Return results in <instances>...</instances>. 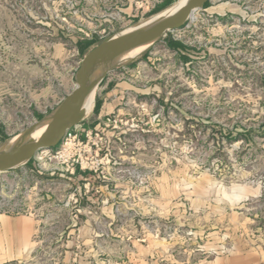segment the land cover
I'll return each mask as SVG.
<instances>
[{"label": "rangeland", "instance_id": "1", "mask_svg": "<svg viewBox=\"0 0 264 264\" xmlns=\"http://www.w3.org/2000/svg\"><path fill=\"white\" fill-rule=\"evenodd\" d=\"M164 1L0 0V144L77 88L84 54L176 0L155 11ZM83 40L92 44L80 52ZM118 95L129 122L103 129L96 172L73 178L74 151L56 153L62 138L50 157L42 149L0 173V214L36 223L26 249L8 246L0 264H254L264 252V0H207L107 72L98 111L79 124L99 126ZM216 180L251 194L229 207L207 188Z\"/></svg>", "mask_w": 264, "mask_h": 264}, {"label": "water", "instance_id": "2", "mask_svg": "<svg viewBox=\"0 0 264 264\" xmlns=\"http://www.w3.org/2000/svg\"><path fill=\"white\" fill-rule=\"evenodd\" d=\"M206 1L186 0L181 6L171 10L145 29L128 36L109 37L84 54L82 64L75 73L78 85L69 95L72 97V101L67 111L39 135L18 141L16 144L2 149L0 151V173L9 172L25 165L39 150L54 148L61 142L68 128L85 120L90 112H87L86 104L92 94L87 78L88 73L102 65L119 62L121 58L138 47L153 46L171 31L183 27L194 11L205 7ZM105 75L102 76V80Z\"/></svg>", "mask_w": 264, "mask_h": 264}, {"label": "built area", "instance_id": "3", "mask_svg": "<svg viewBox=\"0 0 264 264\" xmlns=\"http://www.w3.org/2000/svg\"><path fill=\"white\" fill-rule=\"evenodd\" d=\"M129 121L123 122V117L120 113H109L103 117L100 121L99 126H94L93 128L83 127L82 124H76L68 128L66 134L63 137L62 144L60 145L59 150H56V153L59 154L62 158L68 156L71 151H74L73 158L68 166L71 176L81 173L85 175L88 171H97L98 168L95 167L92 163L89 162V159H95L97 164L101 163L99 158L103 154L104 144H103V129L112 127L119 128L120 124L128 123ZM131 126H134V122L131 123ZM55 151L54 148L45 150L44 157L51 152ZM107 154V153H105ZM71 155H69V158ZM43 156L41 158H44Z\"/></svg>", "mask_w": 264, "mask_h": 264}, {"label": "bare ground", "instance_id": "4", "mask_svg": "<svg viewBox=\"0 0 264 264\" xmlns=\"http://www.w3.org/2000/svg\"><path fill=\"white\" fill-rule=\"evenodd\" d=\"M185 1L186 0H176L175 2H173L170 5V7L168 9L164 10L163 12L154 16L152 19L148 20L146 23L147 25L145 27L138 26L136 28V32L141 31V30L145 29L146 27L152 25L153 22L162 18L164 15L169 13L171 10L176 9L177 7L181 6V4H183ZM120 35L118 37H120ZM147 49H148V47H146V46L138 47L135 50H133L132 52H130L128 55L121 58L119 60V62H117L115 64L102 65L101 67H99V68L91 71L90 73H88L87 78H88V82H89V85H90L91 90H92V94H91L89 101L86 104L87 112L91 111L93 106H94L95 93L97 92L98 87L100 85V82L103 78L102 76L105 75V73H107L108 70H113V69L117 68L120 64H122L124 62H128L130 60H133L134 58H136V56L139 53H142V52L146 51ZM71 101H72V97L68 96L57 108H55L53 111L50 112V115H48L44 119L34 123L33 126L26 129L25 131L15 135V137H12L11 139L6 140L2 144H0V151L2 149H5L7 147H10V146L16 144V142H18V141L25 140V139L31 138L33 136H36V135H39L40 133H42L46 128H48L51 124L55 123L61 116H63V114L67 111V108L70 106Z\"/></svg>", "mask_w": 264, "mask_h": 264}, {"label": "crops", "instance_id": "5", "mask_svg": "<svg viewBox=\"0 0 264 264\" xmlns=\"http://www.w3.org/2000/svg\"><path fill=\"white\" fill-rule=\"evenodd\" d=\"M125 89L127 87H124ZM122 95H118L115 98L112 99V110L108 111L111 112L114 109H117L121 102ZM108 104V102L102 103V108L99 111L98 118L101 119V117L104 115H107L108 113L103 112L104 107ZM121 109H117L118 112H120ZM105 113V114H104ZM83 177L81 173H78L77 175H73L72 177L79 178ZM71 177V178H72ZM104 189V188H103ZM36 224V223H35ZM34 220L30 219L26 216H10L7 214H0V256H6L8 255V246L9 248L12 247L11 250L18 251H24L27 247L28 241L33 238L35 229ZM32 235V236H31ZM16 247V248H14ZM8 248V249H9ZM264 260V252L261 250V252L258 253L257 258L254 261V264H263Z\"/></svg>", "mask_w": 264, "mask_h": 264}, {"label": "clouds", "instance_id": "6", "mask_svg": "<svg viewBox=\"0 0 264 264\" xmlns=\"http://www.w3.org/2000/svg\"><path fill=\"white\" fill-rule=\"evenodd\" d=\"M207 188L210 192L216 195V198L220 201V203L225 204L229 207L239 205L251 194L249 185L242 182L222 184L221 181L216 180L210 182Z\"/></svg>", "mask_w": 264, "mask_h": 264}, {"label": "trees", "instance_id": "7", "mask_svg": "<svg viewBox=\"0 0 264 264\" xmlns=\"http://www.w3.org/2000/svg\"><path fill=\"white\" fill-rule=\"evenodd\" d=\"M173 1L174 0H165L163 3L159 4L154 10L160 11V10L166 8L168 5H170V3H172ZM206 5H207V1L205 2V6ZM168 41H169V45L174 47V48H176V47L185 48L186 47L182 42L175 40L173 38L168 39ZM91 44H92L91 40H83V41L79 42L78 48H79L80 52H83ZM99 107H100V102H97L96 106H95V111H98Z\"/></svg>", "mask_w": 264, "mask_h": 264}]
</instances>
